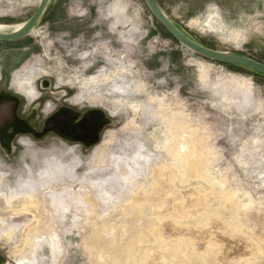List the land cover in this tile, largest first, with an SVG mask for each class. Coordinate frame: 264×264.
<instances>
[{
    "label": "rangeland",
    "instance_id": "374dc122",
    "mask_svg": "<svg viewBox=\"0 0 264 264\" xmlns=\"http://www.w3.org/2000/svg\"><path fill=\"white\" fill-rule=\"evenodd\" d=\"M40 1L0 0L4 33L26 23ZM157 1L195 42L264 64V0ZM170 112L203 139L211 177L264 218V77L182 46L145 0H52L31 35L0 42V264H104L82 193H94L108 218L130 217L133 189L121 171L144 182L172 162L163 116ZM34 186L57 210L61 255L43 239L32 250L23 245L34 215L4 204ZM216 190L213 209L229 226L232 210Z\"/></svg>",
    "mask_w": 264,
    "mask_h": 264
},
{
    "label": "bare ground",
    "instance_id": "6f19581e",
    "mask_svg": "<svg viewBox=\"0 0 264 264\" xmlns=\"http://www.w3.org/2000/svg\"><path fill=\"white\" fill-rule=\"evenodd\" d=\"M22 27L23 24L13 31ZM0 33H4L1 27ZM177 114L170 112L163 115L171 132L166 148L172 162L164 161V164L153 168L144 182L129 178L132 171L128 167L121 171V176L130 180L133 189V197L126 204L131 205L130 217L108 218L98 208L96 195L91 191H83L82 201L88 208L80 209L84 213L89 211L87 225L98 259L104 264H262L264 218L258 211L249 209L248 205H239L236 195L226 191L224 179L211 177L203 139L194 140L196 131ZM178 134L180 137L177 138ZM217 187L223 191V206L232 210V224L229 226L225 224L227 219L224 221L222 214L214 210L219 208L214 207L218 206L220 197ZM32 190L4 204H9L13 211L19 209L22 213L28 211L34 215L31 214L33 223L23 228V245L32 250L40 240H46L54 256V253L61 252L53 231V218L57 210H53L54 204L49 199L41 197L39 186H34ZM71 203L76 205L74 200ZM4 218L0 215L1 221L5 223ZM226 218H229L228 215ZM227 231L233 234L232 238L227 236ZM218 244L222 245V252L211 254ZM143 247L148 249L141 257ZM259 254L263 255L262 261Z\"/></svg>",
    "mask_w": 264,
    "mask_h": 264
},
{
    "label": "water",
    "instance_id": "95a60500",
    "mask_svg": "<svg viewBox=\"0 0 264 264\" xmlns=\"http://www.w3.org/2000/svg\"><path fill=\"white\" fill-rule=\"evenodd\" d=\"M52 0H41L35 14L23 24V27L18 31L11 33H0V42L10 43L20 41L32 32L42 23L44 16L48 10ZM148 8L155 17V19L171 34L182 46L188 48L190 51L203 57L206 60L236 67L246 71H251L264 75V64L247 58L242 55L232 54L229 52H222L209 49L188 37L166 14L157 0H145Z\"/></svg>",
    "mask_w": 264,
    "mask_h": 264
},
{
    "label": "trees",
    "instance_id": "16d2710c",
    "mask_svg": "<svg viewBox=\"0 0 264 264\" xmlns=\"http://www.w3.org/2000/svg\"><path fill=\"white\" fill-rule=\"evenodd\" d=\"M46 15H47V12H46V14H45V16L44 17H46ZM163 27V26H162ZM164 28V27H163ZM165 29V28H164ZM171 35V34H170ZM226 66H228V65H226ZM230 67H232V66H230ZM234 68H236V67H234ZM237 69H239V68H237ZM243 70V69H242ZM250 73H252V74H254V75H257V76H261V77H264V75H262V74H259V73H255V72H251V71H249Z\"/></svg>",
    "mask_w": 264,
    "mask_h": 264
}]
</instances>
